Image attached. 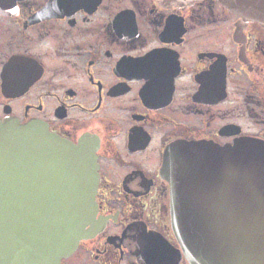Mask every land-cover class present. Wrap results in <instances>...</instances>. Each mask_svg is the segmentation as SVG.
I'll use <instances>...</instances> for the list:
<instances>
[{
    "label": "flooded vegetation",
    "instance_id": "flooded-vegetation-1",
    "mask_svg": "<svg viewBox=\"0 0 264 264\" xmlns=\"http://www.w3.org/2000/svg\"><path fill=\"white\" fill-rule=\"evenodd\" d=\"M0 4V120L89 153L97 214L59 264H194L162 168L178 142L264 141V27L219 0Z\"/></svg>",
    "mask_w": 264,
    "mask_h": 264
},
{
    "label": "water",
    "instance_id": "water-1",
    "mask_svg": "<svg viewBox=\"0 0 264 264\" xmlns=\"http://www.w3.org/2000/svg\"><path fill=\"white\" fill-rule=\"evenodd\" d=\"M219 2L264 27V0ZM162 174L174 233L192 263L264 264V141H181ZM96 189L89 153L39 120H0V264H59L89 235Z\"/></svg>",
    "mask_w": 264,
    "mask_h": 264
}]
</instances>
